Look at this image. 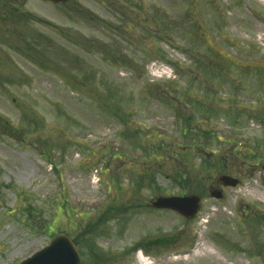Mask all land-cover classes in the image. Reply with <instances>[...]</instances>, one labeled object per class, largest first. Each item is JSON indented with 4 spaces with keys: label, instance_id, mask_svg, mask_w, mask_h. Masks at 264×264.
Segmentation results:
<instances>
[{
    "label": "rangeland",
    "instance_id": "rangeland-1",
    "mask_svg": "<svg viewBox=\"0 0 264 264\" xmlns=\"http://www.w3.org/2000/svg\"><path fill=\"white\" fill-rule=\"evenodd\" d=\"M184 193L193 219L152 206ZM54 233L81 264H264V1L0 0V264Z\"/></svg>",
    "mask_w": 264,
    "mask_h": 264
},
{
    "label": "water",
    "instance_id": "water-1",
    "mask_svg": "<svg viewBox=\"0 0 264 264\" xmlns=\"http://www.w3.org/2000/svg\"><path fill=\"white\" fill-rule=\"evenodd\" d=\"M60 4L65 0H42ZM220 181L225 187H236L238 180H234L229 176H223ZM212 196L220 199L222 193L213 191ZM158 209H170L179 212L187 218H193L197 214L200 205V198L196 196L191 197H170L159 198L154 204ZM22 264H80V256L73 243L68 238L62 237L56 239L50 247L43 251L36 253L32 258L23 262Z\"/></svg>",
    "mask_w": 264,
    "mask_h": 264
},
{
    "label": "trees",
    "instance_id": "trees-1",
    "mask_svg": "<svg viewBox=\"0 0 264 264\" xmlns=\"http://www.w3.org/2000/svg\"><path fill=\"white\" fill-rule=\"evenodd\" d=\"M206 135H208L207 133H205ZM195 148H196V146H195ZM176 182L177 183H179V184H181L182 185V183H180V180H176ZM186 182V181H185ZM184 184H186V183H184ZM185 194V193H184ZM109 213H111V211H110V209L108 210V212H105L103 215H107V214H109ZM102 219V217L101 218H99V221H96V223L95 224H91L90 226H91V228H92V230H94L97 226H99V224H100V220ZM96 226V227H95ZM90 232H88V234H89ZM166 242H168V241H165L164 239L161 241V245H163V244H167Z\"/></svg>",
    "mask_w": 264,
    "mask_h": 264
},
{
    "label": "bare ground",
    "instance_id": "bare-ground-1",
    "mask_svg": "<svg viewBox=\"0 0 264 264\" xmlns=\"http://www.w3.org/2000/svg\"><path fill=\"white\" fill-rule=\"evenodd\" d=\"M261 1L263 2L264 0H261ZM142 262H143V261H142ZM144 263H145V264H148L147 261H144Z\"/></svg>",
    "mask_w": 264,
    "mask_h": 264
}]
</instances>
